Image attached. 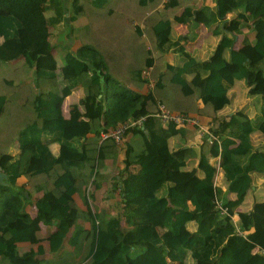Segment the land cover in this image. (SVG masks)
I'll return each instance as SVG.
<instances>
[{"label": "trees", "instance_id": "obj_1", "mask_svg": "<svg viewBox=\"0 0 264 264\" xmlns=\"http://www.w3.org/2000/svg\"><path fill=\"white\" fill-rule=\"evenodd\" d=\"M199 1L0 0V264H264V200L234 208L253 174L264 173V147L251 137L264 135V0ZM67 8L88 22L74 30L81 43L62 55L59 81L49 34ZM189 19L192 29L203 23L219 34L207 58L174 36V25ZM248 21L253 56L236 46ZM170 46L182 64L165 61ZM147 67L153 84L144 91ZM237 79L261 94L253 117L244 106L218 113ZM75 87L80 96L66 114ZM158 101L209 117L218 140L171 149L168 138L183 129L154 114ZM141 114L124 146L100 137ZM213 155L235 203L214 181ZM104 181V196L114 197L108 205L95 201ZM41 224L45 242L20 252L17 243L36 241Z\"/></svg>", "mask_w": 264, "mask_h": 264}, {"label": "crops", "instance_id": "obj_2", "mask_svg": "<svg viewBox=\"0 0 264 264\" xmlns=\"http://www.w3.org/2000/svg\"><path fill=\"white\" fill-rule=\"evenodd\" d=\"M66 6L68 5L67 0H65ZM205 3H208L210 5L213 4L212 0H200L199 4L203 5ZM162 5V3H161ZM68 10L65 11L64 17L62 21L50 26V34H49V39L52 44V52L56 58V73L58 75L59 81L61 80V66H62V55L67 51L70 50L71 52H76L77 48L80 45V39L76 36V32L74 31L76 27L85 25L88 22V18L85 15H79L75 17H69V8ZM235 15V13H229L227 15L228 18H232ZM138 22L137 20H135ZM248 21L246 24H244L240 31L237 33L238 35L242 36L240 39V42L236 44L237 47H243L247 49L248 53L253 56L256 55V52H252L249 50V47H251L252 43V33L247 34L245 33L249 27H251V23ZM141 24V23H140ZM142 25V24H141ZM175 28V37L177 34L180 36L186 37V39H183L182 42H184L187 50L194 55L198 59H204L207 58L212 50L214 49L218 39H219V34H215L212 32V28L204 25L203 23H199L197 26H195L193 29L191 28V20H188V23H183V22H178L174 25ZM144 35V33L142 34ZM174 37V38H175ZM245 38V41H244ZM148 47V46H147ZM165 61L180 65L182 64L183 60L180 56V54L174 50L173 46H170L165 52ZM149 68V67H147ZM144 73V71H143ZM193 73H188L187 76L191 77ZM146 75L148 78L147 82L145 83L143 90H149L152 87L153 81L151 78H149V75ZM245 87V81L244 79H237L233 86L231 87L229 93L231 96V101L220 108L218 110L219 114H230L234 112L235 109H237L240 106H244V109L246 113L248 114L249 117L255 116L259 109H260V102L261 98L258 101V104L254 106V108H249L248 109V103H251L252 98H257L259 94L255 95H245V97L241 96V91L240 88ZM80 96V87H75L72 92L66 96L67 100V105H66V110L64 113L68 114V109L70 108L71 104L78 101V98ZM245 99H249L246 104H243ZM161 101L157 102L158 103ZM243 102V103H242ZM163 103V102H161ZM242 103V104H240ZM237 104H240L237 107ZM172 109V108H170ZM177 110V109H173ZM179 111V110H178ZM188 114H191L195 116L198 119V125H193V124H185L183 126L178 125L181 129H183V133H176L174 135H171L168 138V144L171 149L177 148L181 144H188L190 146H193L194 148L198 149L199 144L202 141V138L205 136L204 133L201 131L205 128L210 129L211 125V120L207 116H201L199 113H191L187 112ZM162 120V119H161ZM101 122H103V119H101ZM102 125V124H101ZM252 137V142L254 144V147L256 148H262L264 147V135L260 131H254L251 134ZM128 138V136H127ZM50 148L53 153L58 152V143L53 141L50 143ZM13 155L18 152V145L16 143L13 144L12 149H11ZM123 156V151L121 150L120 153V158ZM210 161L216 166V172L214 175V181L216 184L222 188L223 191H225L226 188V183L224 180L223 172L220 171V155H213L210 157ZM198 162V157H191L187 160L186 168H192L197 165ZM122 163V162H121ZM136 165H132L131 169H136ZM198 173L200 174V171L198 170ZM20 183H26V179L24 176H21L19 178ZM106 188V183L105 181L102 183L101 187H99L96 190V200L100 201L102 204L108 205L112 203L114 200L113 196H104L103 190ZM98 190H101L99 193ZM93 191V188L92 190ZM99 193V194H98ZM113 194H118L117 191H112ZM224 194L233 199L231 203H235V196L234 193H229L226 191ZM97 195H101L104 197V199L101 200L100 196L98 197ZM107 199V200H105ZM256 200H264V173H255L253 174L252 178V184L248 188L243 201L239 203H235V210H249L253 204L254 201ZM28 207V208H27ZM26 208L28 209L29 213L34 216L36 214V208L31 205L30 207L27 206ZM233 219H237V214L234 213ZM43 224H41V228H39L38 231H36L37 235V240L32 242V241H19L17 243L18 250L24 251L31 246L36 247V244L38 242H45V228H43Z\"/></svg>", "mask_w": 264, "mask_h": 264}, {"label": "built area", "instance_id": "obj_3", "mask_svg": "<svg viewBox=\"0 0 264 264\" xmlns=\"http://www.w3.org/2000/svg\"><path fill=\"white\" fill-rule=\"evenodd\" d=\"M136 24L135 20L132 22ZM149 70L146 68L144 70V74L148 75ZM156 116L160 117L163 121L172 122L176 125H185V124H193L198 125V119L188 114L187 112H182L178 110L170 109L169 107L165 106L164 103H158V109L154 113ZM145 120V115L141 114L139 116H129L127 119L123 120L122 122L118 123L116 126H110L100 131V137L103 138H111L113 139L116 144L119 146H124L125 140L128 136L129 128L133 126H142ZM205 134L206 139L211 141L213 139H217V136L210 131L209 128H205L201 131ZM217 205L222 212H227V207L221 204V201L217 199Z\"/></svg>", "mask_w": 264, "mask_h": 264}, {"label": "rangeland", "instance_id": "obj_4", "mask_svg": "<svg viewBox=\"0 0 264 264\" xmlns=\"http://www.w3.org/2000/svg\"><path fill=\"white\" fill-rule=\"evenodd\" d=\"M245 33H247V34L250 33V34H251V33H252L251 28L249 27V29H247V31H246ZM241 38H242V36L240 37V39H241ZM240 39H239V40H240ZM240 91H241V96H242V97H245V95H247V96L250 95L249 92H248V85L246 84V82H245V87H241V88H240ZM260 98H261V94H259L257 98H256V97H255V98H252V99H251V103H248V102H247L249 99H245V100L243 101L244 103H243V102H242V103H243V104L248 103V109H249V108L252 109V108H254L255 105L258 104V101H259ZM242 103H240V104H242ZM240 104H237V107H238ZM92 188H93V186H90V187H89V191H91ZM98 192L100 193L101 190H98ZM99 193H98V194H99ZM97 196H98V197L100 196L101 200L104 199V197L101 196V195H97ZM105 200H107V199H105ZM95 201L98 202V203H101L100 201H97L96 199H95ZM101 204H102V203H101Z\"/></svg>", "mask_w": 264, "mask_h": 264}, {"label": "water", "instance_id": "obj_5", "mask_svg": "<svg viewBox=\"0 0 264 264\" xmlns=\"http://www.w3.org/2000/svg\"><path fill=\"white\" fill-rule=\"evenodd\" d=\"M7 176V174L2 170L1 166H0V181L1 182H5L4 178Z\"/></svg>", "mask_w": 264, "mask_h": 264}]
</instances>
